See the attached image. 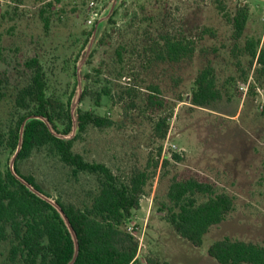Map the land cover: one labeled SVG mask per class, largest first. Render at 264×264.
<instances>
[{"label":"rangeland","instance_id":"obj_1","mask_svg":"<svg viewBox=\"0 0 264 264\" xmlns=\"http://www.w3.org/2000/svg\"><path fill=\"white\" fill-rule=\"evenodd\" d=\"M45 2H0L1 135L16 118L18 90L29 81L27 60L36 57L42 64L49 97L67 102L76 88L73 71L90 38L85 33L91 29V11L87 1L62 0L41 17ZM242 5L249 16L235 41L223 14L232 16ZM166 37L192 42L194 53L179 62L158 59ZM247 41L264 46V0H121L92 49L82 70L87 94L78 110L106 116L113 125L89 127L73 150L123 178L133 171L148 172L139 209L124 224L138 243L139 258L158 264H217L207 255L215 241L230 238L264 246V77L250 64ZM209 65L227 96L201 108L190 103V95L195 78ZM151 86L158 88L161 106L149 104V95H155ZM161 119L165 122L159 129ZM10 156L0 147V170L8 167ZM165 157L169 164L163 167ZM17 168L64 205L81 207L98 185L88 174L73 179L70 168L45 150L18 162ZM189 178L234 200L233 211L203 236L200 247L179 237L165 212L158 211L167 204L170 183ZM8 249L7 242L0 246V264H8Z\"/></svg>","mask_w":264,"mask_h":264},{"label":"trees","instance_id":"obj_2","mask_svg":"<svg viewBox=\"0 0 264 264\" xmlns=\"http://www.w3.org/2000/svg\"><path fill=\"white\" fill-rule=\"evenodd\" d=\"M12 1L20 3L22 0ZM37 1H47L39 9L42 17L46 9L62 0ZM83 1L88 3L89 0ZM218 9L224 13L222 5L219 4ZM223 15L233 26V39L239 40L248 20V7L242 5L232 16ZM47 25L48 19H45ZM93 26L85 33L87 37ZM194 51L192 42L166 37L157 58L179 62ZM245 51L251 59L250 64L255 63L258 66L257 72L264 77V46L259 47V42L247 41ZM24 66L31 71V75L27 84L15 96L16 118L8 131L0 134V147H6L10 154L17 147L21 125L28 116L47 118L52 127L62 134H67L71 128L69 107L73 91L67 102L49 97L45 73L38 58L27 60ZM4 84V80L0 79V103L5 98ZM149 90L155 94L149 95V104L161 106L162 101L157 97L158 88L151 86ZM103 93L104 96L109 95L105 90ZM86 94L85 88L80 101ZM224 96L227 95L217 87L213 67L209 65L201 70L194 80L190 103L207 108ZM164 122L165 119L160 120L157 125L159 129ZM58 125L62 126L61 130ZM112 125L113 122L106 116L78 110V133L72 140L64 141L54 137L43 122L31 120L24 129L15 169L18 175L42 192L32 175L20 174L17 164L30 158L34 152L45 150L59 163L70 168L73 179H77L79 174L96 177V191L88 193L87 202L81 207L64 205L56 199L78 240L79 250L74 264H158L153 260L139 258L136 239L124 230V224L131 219L132 212L139 209L149 180L148 172L133 171L123 178L102 163L86 161L73 150L74 143L89 127L102 130ZM165 134L166 127L159 137L163 139ZM168 164V158H163L161 165L165 167ZM165 196L167 204H161L158 211L165 212L166 221L173 231L194 247H200L203 236L212 227L222 223L234 209L232 196L217 192L213 185L194 178L172 181ZM6 242L9 243L8 264H68L74 253L71 236L57 211L29 192L13 177L8 167L4 171L0 170V246ZM207 255L217 264H264V246L230 238L212 243L207 249Z\"/></svg>","mask_w":264,"mask_h":264},{"label":"water","instance_id":"obj_3","mask_svg":"<svg viewBox=\"0 0 264 264\" xmlns=\"http://www.w3.org/2000/svg\"><path fill=\"white\" fill-rule=\"evenodd\" d=\"M121 0H111L105 6L102 11L100 12L98 18L96 19V22L93 26V30L91 32L90 38L85 45L84 50L82 51L80 58L77 62L76 69H75V75H76V88L74 90V93L72 95L71 101H70V117H71V128L70 131L67 134H62L56 131L53 127L52 124L48 121L47 118H44L42 116H28L22 123L21 128H20V133H19V141L17 144L16 149L12 152L10 158H9V163H8V168L13 177L18 180L22 185H24L29 192L34 194L36 197L39 199L45 201L49 205H51L59 214L60 218L64 222L71 239L73 241L74 245V253L72 259L68 262V264H74L76 261V258L78 256V240L76 237V233L73 230L66 214L60 207V205L56 202V199H53L44 193L40 192L37 190L33 185L28 183L24 178H22L20 175L17 174L16 169H15V160L18 155V153L21 150L22 147V142H23V135H24V129L26 127V124L31 121V120H39L43 122L49 132L56 138L64 140V141H69L72 140L78 133V105L80 103V99L82 96V93L84 91V84H83V68L86 65V62L92 52L93 47L97 43L101 32L103 31L104 25L109 21L110 17L113 15L114 11L117 9L119 6Z\"/></svg>","mask_w":264,"mask_h":264},{"label":"built area","instance_id":"obj_4","mask_svg":"<svg viewBox=\"0 0 264 264\" xmlns=\"http://www.w3.org/2000/svg\"><path fill=\"white\" fill-rule=\"evenodd\" d=\"M4 0H0V2H3ZM7 2H10V0H6ZM107 0H89L87 3L88 9L91 11L90 17L87 21L88 25H94L96 22V19L98 18L101 9L105 6Z\"/></svg>","mask_w":264,"mask_h":264}]
</instances>
